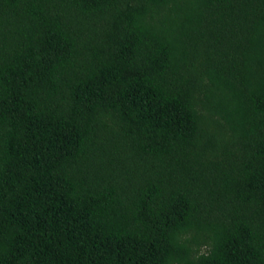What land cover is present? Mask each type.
<instances>
[{
    "label": "trees",
    "instance_id": "trees-1",
    "mask_svg": "<svg viewBox=\"0 0 264 264\" xmlns=\"http://www.w3.org/2000/svg\"><path fill=\"white\" fill-rule=\"evenodd\" d=\"M0 264H264V0H0Z\"/></svg>",
    "mask_w": 264,
    "mask_h": 264
}]
</instances>
